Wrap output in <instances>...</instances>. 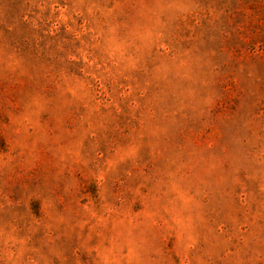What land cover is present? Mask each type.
<instances>
[{
  "label": "rangeland",
  "instance_id": "obj_1",
  "mask_svg": "<svg viewBox=\"0 0 264 264\" xmlns=\"http://www.w3.org/2000/svg\"><path fill=\"white\" fill-rule=\"evenodd\" d=\"M0 264H264V0H0Z\"/></svg>",
  "mask_w": 264,
  "mask_h": 264
}]
</instances>
